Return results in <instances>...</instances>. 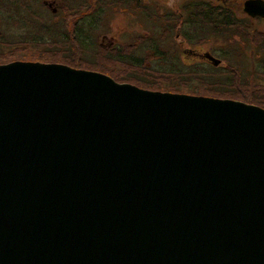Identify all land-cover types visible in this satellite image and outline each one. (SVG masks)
Returning a JSON list of instances; mask_svg holds the SVG:
<instances>
[{"label":"water","instance_id":"95a60500","mask_svg":"<svg viewBox=\"0 0 264 264\" xmlns=\"http://www.w3.org/2000/svg\"><path fill=\"white\" fill-rule=\"evenodd\" d=\"M0 264H264V109L0 65Z\"/></svg>","mask_w":264,"mask_h":264},{"label":"rangeland","instance_id":"374dc122","mask_svg":"<svg viewBox=\"0 0 264 264\" xmlns=\"http://www.w3.org/2000/svg\"><path fill=\"white\" fill-rule=\"evenodd\" d=\"M189 1L192 2L194 0H144V3L147 4V8L156 10L158 17L161 18L160 21L163 22V26L166 27L171 26L172 21L168 22L165 20V12L183 13L185 16L187 12L184 8L188 6ZM203 1H205L206 4L210 3L212 6H223L227 13L230 12L234 15L236 21L239 20L241 27L246 29L245 33H247L249 37L243 40L238 36L234 37L231 41L208 38L202 40L198 45L187 43L185 42L186 38L184 35L188 37V34H190L189 31H187L188 23L180 17L179 25L176 26L172 33L165 31L166 33L163 34L165 39L164 44H166L165 47H170L172 53L179 58V63L181 62L185 67L184 69L194 63L200 66H204L205 64L212 66L201 57V55L205 53H210L216 59L220 60L219 67L226 70L228 69L227 63L222 61L220 56L224 53V46L228 48L227 42H235L231 51L239 52L240 57H238V59L240 66L245 67L246 71H249L247 74L246 71H242L241 75L238 76V74H235L237 71L234 72L233 69L229 67L228 71L232 72L231 74L235 75V77L232 78L229 73L230 77L227 82L220 81L214 77H212V79L201 77L190 79L186 85L168 72L175 71L176 69L168 63H164L161 59L146 60L140 68H133L125 63L117 62L114 60L113 55L112 57L107 56V52L115 53L116 49H125L129 51L135 46L136 38L145 34V31L140 28L139 22L134 14L124 9L110 13L109 16L101 22L99 26L103 25L102 32L99 33L96 42V46H99L98 49L100 48V50L97 53L88 52V55L80 54L75 48L73 50V47L71 53H67V48H59V46L52 47L51 45H44L43 47H36L34 45L27 46L22 43H14L21 40L19 36L21 31L17 27L11 26V24L9 26L2 24L3 22L0 20V40L3 42L10 41L9 46H1L0 44V65H7L3 63L11 64L12 62H36L41 64H61L84 71L93 69L96 70L95 72L99 73L100 71L104 73H113L115 76L114 78L118 79L121 83H128L144 90L147 89L164 93H168L169 91L170 93L178 94L172 90L178 89L180 86H185L187 88L185 91L188 93L180 94L197 97L203 96L219 100H237L264 109V75L257 74L256 76V74H252V69H256L258 66L255 60L254 64H257L254 66L252 63V57L255 59L253 53L260 49L264 43V19L249 18L243 12L242 5L245 0ZM42 4L45 5V10L50 11L61 8L63 5L61 0H42ZM192 6L195 7L194 4H192ZM9 32L10 34H8ZM4 34H7L5 38H1ZM191 34L194 33L191 31ZM193 43H196V41ZM167 49L168 48H166V50ZM220 50H222L223 53H221ZM229 50L230 47L228 48V51ZM122 52L125 51L122 50ZM139 54L140 53L136 52L133 56H139ZM68 55H70L71 58ZM78 62H81V64ZM258 71L260 70L258 69Z\"/></svg>","mask_w":264,"mask_h":264},{"label":"trees","instance_id":"16d2710c","mask_svg":"<svg viewBox=\"0 0 264 264\" xmlns=\"http://www.w3.org/2000/svg\"><path fill=\"white\" fill-rule=\"evenodd\" d=\"M61 1L63 3L61 8L50 11L44 9L45 5L42 4V0H0V20L3 22L2 24L6 26L11 24V26L17 27L21 31L19 34L21 40L14 43H22L27 46L34 45L36 47H43L44 45L59 46V48H67V53H71L73 47V50L75 48L80 54L88 55V52L97 53L100 50V48L98 49L99 46H96V42L99 33L102 32L103 25L99 26L101 22L110 13L124 9L134 14L140 28L145 31V34L136 38L135 46L129 51L122 49L125 51L122 52V50L116 49L115 53L107 52V56L112 57L113 55L114 60L117 62L125 63L133 68H140L146 60L161 59L164 63H168L176 69L175 71L168 72L186 85L190 79L201 77L209 79L214 77L220 81L227 82L230 77L229 73H232L228 71L229 67L234 72L237 71L235 74H238V76L241 75L242 71H246L245 67L240 66L238 59L240 57L239 52L231 51L235 42L226 43L228 44V48L230 47L229 51L227 46H224V53L220 50L223 53L220 58L227 63L228 69L226 70L219 66L215 67L207 64L200 66L195 63L184 69L185 67L181 62L179 63V58L172 53L170 47H165L163 34L166 33L165 31L172 33L176 26L179 25L180 17L188 23L187 31L190 34H188V37L184 35L186 38L185 42L187 43L198 45L202 40L208 38L223 41H231L234 37L238 36L243 40L248 38V34L245 33L246 29L241 27L239 20L236 21L234 15L230 12L227 13L223 6H212L210 3L206 4L203 0L189 1L188 6L184 8L187 12H185V16L183 13L165 12V20L168 22L172 21V25L164 27L156 10L147 8L148 6L144 3V0ZM191 31L194 34H191ZM6 35L4 34L1 38H5ZM195 41L196 43H193ZM9 42L0 40L1 46H9ZM166 48L169 50H166ZM136 52L140 53L139 56H133ZM253 54L255 59L252 57V63L254 66L258 63V66L256 69H252V74H256V76L257 74L264 75V43ZM68 56L70 57V55ZM254 60L257 62L256 64H254ZM78 63L81 64V62ZM88 71L96 70L89 69ZM100 72L121 83L118 79L114 78L113 73ZM248 72L246 71V74ZM231 76L232 78L235 77L232 74ZM186 89L185 86H180L178 89L172 91L178 94H186L188 93L185 91Z\"/></svg>","mask_w":264,"mask_h":264},{"label":"flooded vegetation","instance_id":"af4514ba","mask_svg":"<svg viewBox=\"0 0 264 264\" xmlns=\"http://www.w3.org/2000/svg\"><path fill=\"white\" fill-rule=\"evenodd\" d=\"M258 18V17H257Z\"/></svg>","mask_w":264,"mask_h":264}]
</instances>
